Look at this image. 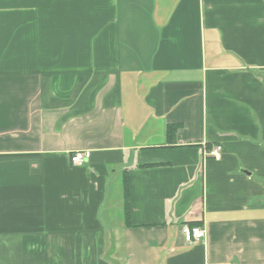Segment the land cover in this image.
Instances as JSON below:
<instances>
[{
    "label": "crops",
    "instance_id": "1",
    "mask_svg": "<svg viewBox=\"0 0 264 264\" xmlns=\"http://www.w3.org/2000/svg\"><path fill=\"white\" fill-rule=\"evenodd\" d=\"M0 264H264V0H0Z\"/></svg>",
    "mask_w": 264,
    "mask_h": 264
},
{
    "label": "built area",
    "instance_id": "2",
    "mask_svg": "<svg viewBox=\"0 0 264 264\" xmlns=\"http://www.w3.org/2000/svg\"><path fill=\"white\" fill-rule=\"evenodd\" d=\"M221 152L222 147L216 146L213 148V150L208 152L207 156L219 161L222 158ZM90 157V152H77L71 158V162L76 166H81L84 165L90 159ZM181 230L185 241L189 244L203 242L207 237L206 230L197 226H189L188 224H185L184 226H182Z\"/></svg>",
    "mask_w": 264,
    "mask_h": 264
},
{
    "label": "trees",
    "instance_id": "3",
    "mask_svg": "<svg viewBox=\"0 0 264 264\" xmlns=\"http://www.w3.org/2000/svg\"><path fill=\"white\" fill-rule=\"evenodd\" d=\"M178 130V126L176 125H172L169 126L167 128V134H168V140L171 143H174V138H175V134ZM126 217H127V221L129 222V217H130V204H129V194H128V187H127V183H126Z\"/></svg>",
    "mask_w": 264,
    "mask_h": 264
}]
</instances>
